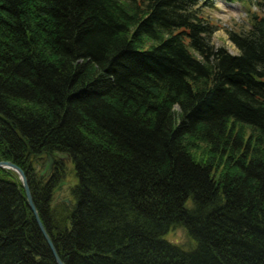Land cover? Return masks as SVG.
Here are the masks:
<instances>
[{
  "label": "trees",
  "instance_id": "obj_1",
  "mask_svg": "<svg viewBox=\"0 0 264 264\" xmlns=\"http://www.w3.org/2000/svg\"><path fill=\"white\" fill-rule=\"evenodd\" d=\"M219 1L0 0V161L65 264H264V16L233 54ZM0 264H57L3 168Z\"/></svg>",
  "mask_w": 264,
  "mask_h": 264
},
{
  "label": "rangeland",
  "instance_id": "obj_2",
  "mask_svg": "<svg viewBox=\"0 0 264 264\" xmlns=\"http://www.w3.org/2000/svg\"><path fill=\"white\" fill-rule=\"evenodd\" d=\"M262 0H242L233 4H222L217 2L215 7L203 8V14L217 26L218 31L213 36V43L216 47H226L232 53H237V48L230 42L228 32H244L251 28L255 18L264 16V9L259 5ZM67 166V177L59 188L58 199H70V188L77 183L74 163L65 161ZM166 239L179 244L185 249L194 245V241L189 238L185 228H175L166 235Z\"/></svg>",
  "mask_w": 264,
  "mask_h": 264
},
{
  "label": "water",
  "instance_id": "obj_3",
  "mask_svg": "<svg viewBox=\"0 0 264 264\" xmlns=\"http://www.w3.org/2000/svg\"><path fill=\"white\" fill-rule=\"evenodd\" d=\"M57 159L62 160V161H66V160H70L71 158L68 154L59 153V152H54L52 154H48V159L45 163V167H44L42 174H46L47 172L52 173L54 171L55 161ZM0 168L10 169V170H12L18 174V176H19V178H20V180L24 186L29 207L35 216L37 224H38L41 232L43 233V235H44V237H45V239H46V241H47V243H48V245H49V247H50V249L54 255V258H55L57 264H65L64 261L59 256L58 251H57L50 235L48 234V232H47V230H46V228H45V226L41 220L39 211H38L37 206H36L34 199H33V195L31 192V188L29 185L28 178H27L24 170L11 161H0ZM65 201L70 203V199H66Z\"/></svg>",
  "mask_w": 264,
  "mask_h": 264
},
{
  "label": "crops",
  "instance_id": "obj_4",
  "mask_svg": "<svg viewBox=\"0 0 264 264\" xmlns=\"http://www.w3.org/2000/svg\"><path fill=\"white\" fill-rule=\"evenodd\" d=\"M237 53H238V50H237Z\"/></svg>",
  "mask_w": 264,
  "mask_h": 264
}]
</instances>
